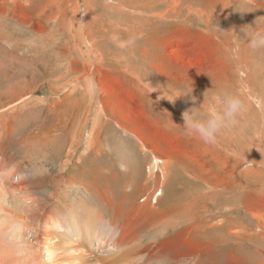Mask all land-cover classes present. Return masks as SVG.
Here are the masks:
<instances>
[{"label": "rangeland", "instance_id": "rangeland-1", "mask_svg": "<svg viewBox=\"0 0 264 264\" xmlns=\"http://www.w3.org/2000/svg\"><path fill=\"white\" fill-rule=\"evenodd\" d=\"M150 84L161 87L148 95ZM167 84L193 85L196 100L157 99ZM222 91L245 102L237 122L214 145L185 136L183 112L219 109ZM0 138L39 195L74 139L63 178L98 150L92 166L115 187L132 174L153 190L166 171L163 198L205 209L212 242L194 264H264V0H0ZM30 155L49 162L42 181L24 170Z\"/></svg>", "mask_w": 264, "mask_h": 264}, {"label": "bare ground", "instance_id": "bare-ground-1", "mask_svg": "<svg viewBox=\"0 0 264 264\" xmlns=\"http://www.w3.org/2000/svg\"><path fill=\"white\" fill-rule=\"evenodd\" d=\"M95 134L94 129L88 132L85 146L88 152L96 144ZM23 138L30 141V137ZM76 143L75 139L71 141L61 163L63 172L52 180L53 191L41 195L28 190V182L19 177L20 166L3 155L5 145L0 147V264H194L191 255L204 251L212 242L205 239L208 223L207 218L203 221L201 217L205 209L195 207L191 199L163 198V183L168 174L161 167L165 174L163 182L154 183L153 190L132 174L114 180L117 187L109 185L98 171L105 170L108 174L110 170L101 164H94L97 167L93 168L91 163L99 160V150L90 158L88 152L78 156L71 172L63 178ZM32 156L24 170L32 174L37 171L42 181L41 177L49 171L45 166L49 162ZM128 159L126 162L130 163ZM61 184L74 188L73 197L61 195L62 190H58ZM161 200H165L162 206Z\"/></svg>", "mask_w": 264, "mask_h": 264}, {"label": "clouds", "instance_id": "clouds-1", "mask_svg": "<svg viewBox=\"0 0 264 264\" xmlns=\"http://www.w3.org/2000/svg\"><path fill=\"white\" fill-rule=\"evenodd\" d=\"M236 9L251 11L246 8ZM149 73L151 72H146L143 75L142 79L144 81H146L144 78L148 76ZM160 87L161 85H156L154 88L151 85V90L148 92V95ZM192 92L193 85L177 89L167 84V87L163 88V91L157 99L166 98L171 102H175L178 97L190 96L191 99L195 101L196 97L191 95ZM219 95L221 98V107L219 109L202 107L201 104L183 112L184 124L182 126V133L185 136L197 138L205 144L214 145L217 143L218 137L222 131L234 125L238 118L246 111L245 102L239 95L228 91H222ZM153 103L154 101L152 100V105ZM257 149L260 151L259 148Z\"/></svg>", "mask_w": 264, "mask_h": 264}]
</instances>
